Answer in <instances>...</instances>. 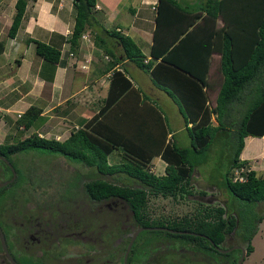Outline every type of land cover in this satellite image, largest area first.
<instances>
[{"label":"trees","instance_id":"16d2710c","mask_svg":"<svg viewBox=\"0 0 264 264\" xmlns=\"http://www.w3.org/2000/svg\"><path fill=\"white\" fill-rule=\"evenodd\" d=\"M73 3L76 13L70 41L74 47L85 27L94 20L92 12L96 0H73ZM26 4L27 0L15 1L7 31L9 36L15 35ZM199 4L198 9H194L178 0H157L150 58L146 59L131 36L117 31L112 35L120 43L122 57L147 71L152 83L176 104L189 135L188 145L179 144L177 135H173L175 130L158 105L133 86L121 70L116 69L110 80L105 105L83 126L72 130L67 138L59 140L31 133L14 141L0 142V154L11 162H14V154L33 150L37 153H57L67 160L79 161L94 168L96 176L86 180L84 187L80 185L82 179L79 182L77 178V181L63 185L60 190L68 186L79 188V192H75L79 193L76 199L87 201L91 208L97 202L121 197L133 211L135 222L164 224L162 219L149 222L141 217L148 194L175 198L191 193L190 180L194 171L207 162L214 138L224 134L227 143L233 141L229 150L230 163L220 177L221 185L212 184L219 189L224 187L237 198L249 202L264 200V176L258 175L239 156L245 135L264 133V0H205ZM219 16L223 23L218 26ZM101 41L105 47V40ZM34 42L39 55L50 61L58 59V48L41 40ZM2 46L3 41L0 40V51ZM213 51L220 53L219 70L223 78L216 103L210 107L205 87L208 86L206 74ZM16 62H19L18 59ZM236 103H239L238 110L232 114ZM212 112L216 113L217 124L211 121ZM36 115V108L30 106L17 117L16 123L27 129ZM115 153L120 160L112 162L110 156ZM154 157H160L165 162L163 173L150 169ZM0 161L3 160L0 158ZM3 164L8 168L6 163ZM12 164L15 166V163ZM28 170L26 177L25 173L17 170V176L20 183L21 180L26 181L34 187L36 182L31 180ZM99 174H116L113 176L116 179L125 178L131 183L111 181ZM16 179L13 183L19 184ZM7 189V185L0 187V193L7 192ZM40 191L42 194L47 192L45 189ZM35 192L38 191L35 189ZM66 194L73 195L65 190L63 195ZM76 199L66 202L57 194L52 206L57 202L64 209L72 207ZM228 210L231 209L225 205L198 207L194 216L174 219L171 224L182 228L193 225L215 243L224 239L226 233L236 230L240 238L247 241V251H250V239L257 231L263 213L250 216L249 209L244 213L242 210L240 213L239 210ZM159 231L171 235L168 231ZM141 234L131 246L128 264L136 256ZM180 236L186 239L183 235L178 238ZM12 256L16 258L14 254ZM223 256L230 258V264L235 263L229 252Z\"/></svg>","mask_w":264,"mask_h":264},{"label":"crops","instance_id":"0c3cea01","mask_svg":"<svg viewBox=\"0 0 264 264\" xmlns=\"http://www.w3.org/2000/svg\"><path fill=\"white\" fill-rule=\"evenodd\" d=\"M3 1L0 0V40L3 41L0 51V135L1 132L6 134L9 124L16 122L21 113L33 106L37 115L27 128L32 130L29 134L64 140L105 105L116 69L157 104L168 121L177 112L184 126L183 117L173 100L152 83L147 71L122 57L120 43L112 36L115 31L131 36L143 55L150 58L156 14L152 3L157 0H96L92 13L94 20L85 27L74 47L70 41L76 13L73 0H27L14 36H9L7 31L16 0ZM178 1L194 9L200 5ZM222 23L219 16L217 25ZM36 39L58 48V59L50 61L39 55L35 51ZM102 39L105 47L101 45ZM112 53L118 56L114 57ZM219 60V51H213L206 74L208 86L205 87L210 107L216 103L223 78ZM214 68L219 73V80L212 78ZM211 121L217 124L215 112L211 113ZM173 129L176 136L178 126ZM168 135L172 137L170 133ZM6 139H10V133ZM239 156L258 175V171L264 172V133L245 135Z\"/></svg>","mask_w":264,"mask_h":264},{"label":"rangeland","instance_id":"374dc122","mask_svg":"<svg viewBox=\"0 0 264 264\" xmlns=\"http://www.w3.org/2000/svg\"><path fill=\"white\" fill-rule=\"evenodd\" d=\"M185 1L190 3L196 2V4H199L201 2H204L205 0ZM3 2L8 3L9 0H4ZM220 23L221 22H219V24ZM211 74L212 78H218L217 80H219V73L215 68L214 70H212ZM238 104L239 103L233 105V113L238 110ZM170 106L172 107L173 104H171ZM169 124L171 128L178 126L177 139L179 144L188 145L189 135L186 129L184 128L183 122L177 112L174 113L173 119L169 120ZM30 131L32 130H27L23 128V126L21 129L20 125H18L16 122H14L13 124L10 123L9 128L6 131L7 133L3 135L1 132L0 142L14 141L17 138H21L24 137V135L29 134ZM9 133L10 139L5 140L7 134L9 135ZM12 134L15 136H13ZM231 143H233L232 140L230 141V143H227V136H224V134L223 136L218 135V137L216 136L214 138L210 145L207 162H204L197 167L199 171L195 170L193 173V177L190 180L192 194H185L184 197L177 196L176 198H173L171 196H163L160 194L154 196L148 194L147 203L145 207L146 212L149 216L156 217L157 219H162L164 221L172 220L174 218H181L184 213L186 214V216H194V214L196 213V209L198 207H206V204L210 205L211 207L225 205L227 208L229 207V209H231L228 211L239 210V213L241 210L244 213L245 211H247V209H249L248 213L250 214V216L256 214L262 215L263 213L262 220L258 223L257 231L253 235L251 240L253 250L249 253L248 257L246 256L244 261L251 262L252 264H264V200L255 203L252 201L249 202L237 198L228 190L226 191L224 187L222 189H219L218 187H212L215 185H221L220 177L222 176L223 171L227 169L230 163L229 150L232 147ZM17 156H20L19 159H21L22 161H26L29 165L28 175L31 174V180L36 182V185H34V187L47 190V193L45 192L41 196H39L35 195V192L31 188H28V199H31L33 201L27 202V208H30L33 205V207H37L36 204L42 202L43 200L44 203L47 202L48 204L50 202V205H52V202L55 200V196L57 194L66 202L68 200H74L79 196V193H75L79 192V188L76 189L72 186H68L65 187V189L60 190V187H62L63 185L67 186L69 183L75 182L78 179L79 182L82 179V181L80 182V185L82 187L86 180L96 176V170H94V168L82 164L79 161L77 162L67 160L66 157H63L57 153H37L33 150L17 153L15 157ZM119 160L120 158L116 153L113 156H110V161L112 162ZM0 167H2L1 163ZM150 167L151 170L155 171L158 174L164 172V162H162L159 157H155L152 160ZM258 173L264 176V172L258 171ZM7 175V172L1 173V177H5ZM99 175L111 181H117L119 183H131L128 179L124 180L125 178H120L119 180L116 179L115 177H113L116 174ZM212 183H214L215 185ZM210 184H212V186H209ZM202 189L205 191V195L217 193L218 200H211V196L207 199V196H199V194H196L199 192V190ZM65 190L73 195H63L65 193ZM2 201L3 204L0 202V224H2V227L0 228L3 234L7 232V236L5 237L7 248L12 255H15V259L19 262V264H57L56 262L58 261L61 264L63 261H67L70 264H75L76 261H80L83 264H121L122 253L120 252L122 251L120 250H122V248L119 247L121 243H119V238H117L116 236V227H107V225L109 226L110 224L119 225L121 223H126L127 221L132 220V214L128 208L126 209V211H121V198H110L105 201L103 200L101 202H97L96 204H94V206L92 205V208L89 206V203L87 201L83 202L80 199H76V202H73L72 207L66 206L65 209L63 208L65 214L64 218H66L67 222H72V220H76L77 217V219H81V222L83 223H90L96 226L91 227L93 228V231L96 236L95 243L86 244L78 242L73 238H65L64 241L60 243L61 247L59 248H43L42 250L47 251V253L45 252L47 255L42 254L40 248L37 249L38 251L36 250L34 254H30V252L25 250L26 244L20 238L17 241V246L13 247L14 242L8 236L13 234L12 231L14 229L13 227H7V225H10V220L7 218H3V210L4 205H6V202L3 199ZM18 201L20 200H17V202ZM10 208L12 209L13 207ZM15 209L17 208H13V210ZM46 209L47 208H42L39 211V218L43 222H45V220L48 222L49 220L55 222V220H53L54 218L50 216V212L48 213ZM13 210L11 211V216H13ZM56 212L57 211H55V213ZM46 217L47 219L49 218V220H47ZM17 220L20 221L21 218H18ZM3 221L6 224H4ZM58 221L61 222V224H65L62 219ZM59 222H57V224H59ZM102 224H104L105 227H99ZM83 235L86 237H82ZM143 235H145V233ZM79 236H81L83 239L89 238L88 235L83 234L82 231L79 233ZM31 247L36 248L34 245H32ZM14 248L23 250L25 253L17 256L14 253ZM47 257H49L48 260ZM0 264H6V262L0 261Z\"/></svg>","mask_w":264,"mask_h":264},{"label":"flooded vegetation","instance_id":"af4514ba","mask_svg":"<svg viewBox=\"0 0 264 264\" xmlns=\"http://www.w3.org/2000/svg\"><path fill=\"white\" fill-rule=\"evenodd\" d=\"M17 157H15L14 162H11L0 154V158L3 160L2 162L0 161V163L2 164V167H0V182L6 181V183L1 185L0 187L4 185L8 186L7 192L2 191V193H0V197H2L0 202H3L2 199L6 202L3 210V218L9 219L10 225H7V227H13L14 229L12 231L13 234L8 236L14 242L13 247L17 246V241L19 238L26 244L25 250L30 252V254H34L35 251L39 248L41 249L42 254H44L43 252L47 253V251L42 250L43 248H59L61 247L60 243L64 241L65 238H73L78 242L86 244L95 243L96 236L93 228L91 227L96 226L90 223H83L81 222V219H77L76 216V220L67 222L66 218H64L65 214L63 208L61 206H58L59 203L54 202L55 204L53 203L54 205L52 206L50 205V202L48 205L47 202L44 203L43 200L42 202L36 204L37 207H33L34 205L30 208L26 207L27 202L33 201L31 199H27L29 197V192L27 190L28 188H31L34 192L36 189L38 192H35V195L41 196L42 193L41 191H39L41 189L29 185L26 181L21 180L20 183L19 177L17 176V170L25 173L24 177H26L29 165L26 161H22L21 159L17 160ZM3 163H6L8 165V168ZM12 163H15V166H13ZM24 169H26V171ZM3 172H7L8 175L5 177H1V173ZM15 179L19 181V184L13 183ZM204 192H200L199 190V192L196 194H199V196H207V199L211 196V200H218L217 193L205 195ZM189 194H192V192ZM17 200L20 201L17 202ZM120 205L121 211H126L127 208L129 209L127 202L123 199ZM206 206L210 207V205L208 204H206ZM10 207L17 209L13 210V208L11 209ZM42 208H47V212H50V216L54 218L53 220H55V222L50 221L49 218L47 219V217L46 219L49 220V222L46 220L45 222H43L39 218L38 213ZM12 210L13 216H11ZM129 210L132 214L133 211L131 209ZM55 211H57L58 213H55ZM204 213L206 212H203L202 214ZM202 214H200L199 216H201ZM183 216H186V214L184 213L182 217ZM141 217L147 218L149 222L158 220L156 217L149 216L146 212V208L141 211ZM18 218H21V220L18 221ZM61 219L65 222V224H61V222L58 221ZM174 219L164 221V224H140L135 222L132 216V220L127 221L126 223H121L119 225H107V227H116V236L117 238H119V243H121L119 247L122 248V250H120L122 251L120 252L122 253L121 264H123L125 251L132 237V234L141 227L143 228L138 231L135 238L133 239L134 242L137 239L138 235L142 233L137 241L138 248L136 256L131 259L130 264H230V258L227 259L223 256V254L227 252H229L231 258H234L235 260V263L231 264H252L251 262H245L244 260L246 256H249V253L253 250V247L250 251H247V241L240 238V234L236 232V230H232L226 233L224 239L218 240L215 243L206 233L196 229V227L193 225H187V227L182 228L177 225L171 224ZM56 221L59 222V224H57ZM3 223L6 224L4 221ZM1 225L2 224H0V227H2ZM99 227H105V225L102 224ZM146 230H158V232H149ZM159 230L168 231L171 233V235H166V233L160 232ZM0 231L2 232L1 228ZM81 231L83 232V234L88 235L89 238L83 239L82 237L86 236H79V233ZM6 233L3 234L4 240L7 236ZM144 233L145 235H143ZM177 234L178 236H185L186 239H182L181 236L178 238ZM251 240L252 238L250 239V243L252 245ZM32 245H34L36 248H32ZM14 253L19 256L24 254L25 252L23 250L14 248ZM48 259L49 257L47 258V260ZM0 261H5L6 264H12L11 261L6 257L3 248H0ZM56 263L61 264L59 263V261ZM62 264L70 263H68L67 261H63ZM75 264L83 263H81L80 261H76Z\"/></svg>","mask_w":264,"mask_h":264},{"label":"water","instance_id":"95a60500","mask_svg":"<svg viewBox=\"0 0 264 264\" xmlns=\"http://www.w3.org/2000/svg\"><path fill=\"white\" fill-rule=\"evenodd\" d=\"M4 183H6V181L4 182H0V186L3 185ZM143 228V227H141ZM137 229L133 234H132V237L127 245V249L125 251V255H124V259H123V264H126L127 263V255H128V252H129V249L131 247V244L133 242V239L135 238L136 234L138 233V231L141 229ZM0 239H1V244H2V248H3V251L5 252V255L6 257L11 261L12 264H18L17 261L12 257V255L9 253L8 249H7V246H6V243H5V240H4V236H3V233L0 231Z\"/></svg>","mask_w":264,"mask_h":264},{"label":"built area","instance_id":"2783aa9c","mask_svg":"<svg viewBox=\"0 0 264 264\" xmlns=\"http://www.w3.org/2000/svg\"><path fill=\"white\" fill-rule=\"evenodd\" d=\"M156 4H157V2H155V1L152 3V7H153L154 9H156ZM70 54H71V53H70ZM236 173H238V172L236 171ZM236 177H237V175L234 176L235 179H236Z\"/></svg>","mask_w":264,"mask_h":264}]
</instances>
